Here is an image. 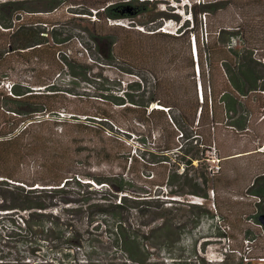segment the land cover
Instances as JSON below:
<instances>
[{"label": "trees", "instance_id": "16d2710c", "mask_svg": "<svg viewBox=\"0 0 264 264\" xmlns=\"http://www.w3.org/2000/svg\"><path fill=\"white\" fill-rule=\"evenodd\" d=\"M65 1L0 0V238L7 249L0 264H159L161 253L172 259L190 229L169 217L148 221V212L164 195L209 199L208 178L192 176L189 165L207 158L222 121L246 129L249 99L264 93V60L253 55L251 40L235 42L234 26L212 31L208 22L201 41L200 14H215L225 0L214 7L191 0L176 34L162 22L177 17L156 11L154 0H70L78 9L73 20L87 21L80 16L92 12L97 19L61 31L46 15ZM120 19L132 22L107 23ZM182 39L184 69L182 52L167 42ZM16 66L24 79L11 77ZM175 68L186 75L175 77ZM131 136L150 151L128 150ZM7 160L15 169L4 168ZM25 160L36 164L26 177L16 171ZM140 162L164 170L131 171ZM251 183L258 223L264 173ZM188 206L186 224L214 218L204 202ZM160 219L161 227L153 224ZM185 251L174 264H207L189 261ZM33 255L41 261H27Z\"/></svg>", "mask_w": 264, "mask_h": 264}, {"label": "rangeland", "instance_id": "374dc122", "mask_svg": "<svg viewBox=\"0 0 264 264\" xmlns=\"http://www.w3.org/2000/svg\"><path fill=\"white\" fill-rule=\"evenodd\" d=\"M67 1L59 10L46 15L50 20L57 23L56 25L61 31H76L74 28L76 25L87 26L97 19L94 12H92L89 17L80 16L87 21L77 22L73 20L77 16L74 12L78 9H74V5H70ZM105 1L107 0H86V4L92 2L104 3ZM111 1L119 2V0ZM154 3H156V11L164 12L168 17L175 15L178 19L176 22L172 18H167L162 22L163 30L166 33L176 34L181 22L189 18L188 5L191 0H154ZM204 3L209 7L219 4L218 0H204ZM219 7L221 9L217 10L215 14H209L205 17L203 13L200 14L202 23L201 41L205 43V36L208 33L207 30H209L208 22L212 26V31H218L219 28L229 30L231 26H234L237 27L238 32L235 42L243 46L242 40H251L254 47L253 55L264 60V1L225 0L219 4ZM141 17L145 20L148 16L144 14L136 21L139 22L142 19ZM131 22L128 19H120L108 20L107 23L109 25L128 26ZM135 28L143 33H148L147 29L140 25ZM167 42L174 49L182 52L179 59L182 60V68L184 69L185 57L187 56L186 39L177 42L168 40ZM183 69L180 72L175 68L171 73L175 77L184 76L186 73ZM1 71L0 69V73ZM113 71H108L111 77L115 76ZM19 75L24 79L23 71L20 72L19 67L16 66L15 70L11 71V77L18 78ZM146 76L149 77V73ZM129 78L130 76L125 77L126 80ZM220 80L218 78L219 82ZM4 87H6V84ZM182 89L184 88H180V91ZM249 100L250 107L242 113V117L246 121V129L238 131L222 121L221 124L215 127L214 132L211 133L210 130L213 135V137L211 135L213 144L206 154L207 158L203 161L194 160L189 165V173L192 176L196 177L204 174L208 178L206 189L209 199L204 201L194 196L183 197L179 195L168 198L164 195L156 203L155 212H148L149 218L146 219L148 221H152L155 216L169 217L171 220L173 219L176 227L182 222L185 224V230L190 229L185 239L182 240V244H179L180 246L175 244L173 247L171 252L173 258L169 259L165 256V253H161L160 258L156 260L159 264H174L173 262L179 260L180 251L183 249H186L184 255L189 256V261L200 257L207 264H264V229L258 225L256 218L260 199L249 195L247 192V188L249 184L252 185L251 182H253L255 176L264 173V93L253 94ZM125 139L128 150L134 151L136 149L138 153L139 149L142 150L143 147L145 151H150L148 145L137 143L134 136L125 137ZM178 155L177 153L172 155L173 161L178 160ZM148 156L146 154L145 159ZM28 160H25L20 169L16 170L20 172L21 176L30 175L36 167L35 162L33 164ZM141 164L133 167L131 171H142L144 175L152 173L157 175L164 170L160 165L156 166L157 169L152 170L145 162ZM3 166L9 171L15 169L10 160H7ZM182 169L183 165L180 171ZM167 198L174 200V202H170ZM203 202L206 208L214 214V218L204 219L196 227H193L191 223H184L191 219L193 212V209L188 205ZM182 215H185V217L179 220ZM162 219L153 224L157 223L156 226L161 227ZM2 243L3 241L0 238V255L1 251L7 252ZM13 255L15 256V254ZM50 256L52 257V255ZM29 260L41 261L40 257L34 255L27 259V261Z\"/></svg>", "mask_w": 264, "mask_h": 264}, {"label": "water", "instance_id": "95a60500", "mask_svg": "<svg viewBox=\"0 0 264 264\" xmlns=\"http://www.w3.org/2000/svg\"><path fill=\"white\" fill-rule=\"evenodd\" d=\"M258 223L264 227V214L259 215Z\"/></svg>", "mask_w": 264, "mask_h": 264}, {"label": "built area", "instance_id": "2783aa9c", "mask_svg": "<svg viewBox=\"0 0 264 264\" xmlns=\"http://www.w3.org/2000/svg\"><path fill=\"white\" fill-rule=\"evenodd\" d=\"M196 3H199L200 1H202V0H194ZM196 202H201V201H196Z\"/></svg>", "mask_w": 264, "mask_h": 264}, {"label": "bare ground", "instance_id": "6f19581e", "mask_svg": "<svg viewBox=\"0 0 264 264\" xmlns=\"http://www.w3.org/2000/svg\"><path fill=\"white\" fill-rule=\"evenodd\" d=\"M158 106V105H157Z\"/></svg>", "mask_w": 264, "mask_h": 264}]
</instances>
